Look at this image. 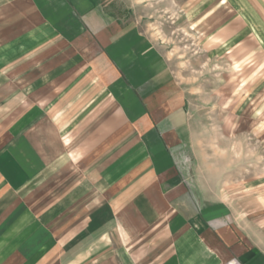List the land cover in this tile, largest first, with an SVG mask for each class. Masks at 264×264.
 <instances>
[{
	"label": "crops",
	"instance_id": "1",
	"mask_svg": "<svg viewBox=\"0 0 264 264\" xmlns=\"http://www.w3.org/2000/svg\"><path fill=\"white\" fill-rule=\"evenodd\" d=\"M253 1L228 40L264 61ZM192 147L189 98L136 23L103 0H0V264H264Z\"/></svg>",
	"mask_w": 264,
	"mask_h": 264
},
{
	"label": "rangeland",
	"instance_id": "2",
	"mask_svg": "<svg viewBox=\"0 0 264 264\" xmlns=\"http://www.w3.org/2000/svg\"><path fill=\"white\" fill-rule=\"evenodd\" d=\"M103 4L114 16L136 23L168 59L189 98L194 165L200 179L229 197L225 200L235 209V218L253 244L264 250V210L260 215L245 213L244 206L258 212L259 204L258 199L243 198L260 190L264 194V125L252 118L264 110V97H259L264 96V61L248 53L243 42L235 45L228 40V31L246 29L238 21L241 14L252 19L257 14L258 20L260 7L253 0H103Z\"/></svg>",
	"mask_w": 264,
	"mask_h": 264
}]
</instances>
